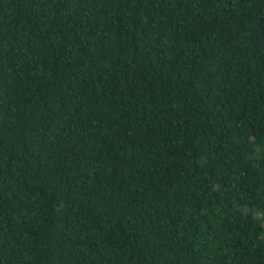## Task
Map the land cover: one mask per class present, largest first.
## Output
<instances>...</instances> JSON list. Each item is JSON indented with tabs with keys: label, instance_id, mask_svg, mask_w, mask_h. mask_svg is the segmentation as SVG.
Returning <instances> with one entry per match:
<instances>
[{
	"label": "trees",
	"instance_id": "trees-1",
	"mask_svg": "<svg viewBox=\"0 0 264 264\" xmlns=\"http://www.w3.org/2000/svg\"><path fill=\"white\" fill-rule=\"evenodd\" d=\"M0 264H264V0H0Z\"/></svg>",
	"mask_w": 264,
	"mask_h": 264
}]
</instances>
